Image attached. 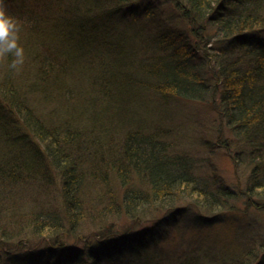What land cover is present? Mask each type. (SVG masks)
I'll list each match as a JSON object with an SVG mask.
<instances>
[{"label": "trees", "instance_id": "16d2710c", "mask_svg": "<svg viewBox=\"0 0 264 264\" xmlns=\"http://www.w3.org/2000/svg\"><path fill=\"white\" fill-rule=\"evenodd\" d=\"M0 6L26 49L20 71L0 55V264H264V243L224 255L211 231L241 198L264 209V0ZM173 98L217 111L208 143L248 166L244 189L171 152L185 134L158 119ZM189 209L186 248L150 251Z\"/></svg>", "mask_w": 264, "mask_h": 264}, {"label": "rangeland", "instance_id": "374dc122", "mask_svg": "<svg viewBox=\"0 0 264 264\" xmlns=\"http://www.w3.org/2000/svg\"><path fill=\"white\" fill-rule=\"evenodd\" d=\"M168 105L170 107H166L170 109H166L165 112L163 111V108L161 110V112L163 111V114H160V121L158 119L159 124L164 126L170 121L178 128L176 133L185 134L181 139L174 138L176 145L171 147V152H182L186 149L188 154L191 155L197 168L196 171L199 174L213 176V174L216 173L230 185H235L238 189H244L248 182V166L244 164H236L231 154L223 147H220V145H214L213 147L208 143L210 140L215 141V135L212 133V130L215 128V125L217 124L216 122H219V117L216 113L217 111L209 103L197 100L173 98ZM169 131L171 132V130ZM166 135L163 137L168 138ZM87 182L94 181L88 179ZM98 190L99 187L92 186V184L91 187H89L88 184L85 191L86 195L84 196L86 199L93 201L94 198H97L99 193ZM113 190L117 193L120 192V188L117 185L113 186ZM226 209H229L232 212L227 221L214 225L213 227L211 226L212 228L208 226L212 229V233L218 238L217 250L221 251L224 255H228L230 254V251L228 250L230 247H237L241 244L242 248V246L248 244V249L252 245H261L264 243V209L256 208L251 204H247L245 203V199L242 198L239 199V203H233ZM165 211L166 210L162 208L156 213L148 214V211L145 215L148 217L147 219H152L159 215V213L164 214ZM226 211L227 210L224 212ZM119 216L117 223L119 225L124 224L126 217L123 215ZM193 218V212L189 209L184 215L177 218L176 223L181 220L177 226L175 225L174 227L172 226L167 229L163 228V232H165L167 239L160 244L151 247L150 251L156 250L159 252L161 248H163L165 251H172L171 254H173L179 249L186 248L182 246V234L185 233V236L187 237L191 232V226L195 225V223H193ZM115 220L116 218L114 221L110 222H116ZM89 222L90 226L87 224ZM81 223L82 228L80 230L82 231V235L79 237L80 239H83L85 232L92 231V229H95L96 227H94L93 221L91 222L89 218H86L85 221H81ZM150 223L142 222L140 225L135 226L136 228L134 229L140 231L144 226L146 227ZM107 224L110 223L108 222ZM99 237L101 238L102 236ZM113 237L118 236L114 235ZM103 240L104 238H102V241ZM209 242L210 241H208L207 244H209ZM202 246L205 247L206 243H203ZM19 264H25V261L22 263L19 262Z\"/></svg>", "mask_w": 264, "mask_h": 264}, {"label": "clouds", "instance_id": "9594fccd", "mask_svg": "<svg viewBox=\"0 0 264 264\" xmlns=\"http://www.w3.org/2000/svg\"><path fill=\"white\" fill-rule=\"evenodd\" d=\"M0 55L10 57V69L20 71L26 62V49L21 42V26L0 6Z\"/></svg>", "mask_w": 264, "mask_h": 264}]
</instances>
